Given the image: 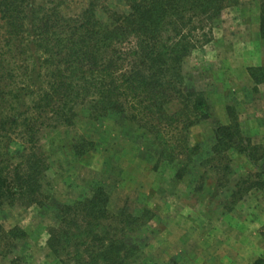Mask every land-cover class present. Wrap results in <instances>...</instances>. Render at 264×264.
<instances>
[{
  "label": "trees",
  "instance_id": "trees-1",
  "mask_svg": "<svg viewBox=\"0 0 264 264\" xmlns=\"http://www.w3.org/2000/svg\"><path fill=\"white\" fill-rule=\"evenodd\" d=\"M69 1L0 0V257L6 264H25L18 247L28 233L5 225L1 212L9 206L47 210L50 162L42 140L72 126L81 110L94 118L119 115L147 128L160 158L195 154L190 129L207 115L208 102L185 81L183 62L211 39L223 12L240 2L120 0L123 5L107 10L110 0H86L81 11L67 14ZM259 1L264 37V0ZM249 72L256 83L264 82V65ZM214 133L207 162L220 181L230 171L229 149L245 154L256 168L254 182L248 186L250 177L242 175L231 196L241 199L244 186L263 188L264 166L254 155L259 146L239 122L217 124ZM92 146L82 138L74 153L82 156ZM152 216L147 207L112 210L109 192L96 183L57 206L47 243L67 264H133L141 251L133 235Z\"/></svg>",
  "mask_w": 264,
  "mask_h": 264
},
{
  "label": "rangeland",
  "instance_id": "rangeland-1",
  "mask_svg": "<svg viewBox=\"0 0 264 264\" xmlns=\"http://www.w3.org/2000/svg\"><path fill=\"white\" fill-rule=\"evenodd\" d=\"M85 4L70 0L64 10L77 13ZM116 4L123 5L110 0L104 7ZM259 65H264L260 1L240 0L215 22L211 39L183 62L185 81L208 102L207 115L190 129L195 154L160 158V146L147 128L115 114L94 118L87 110L72 126L45 135L47 210L9 206L1 212L5 225H20L28 233L18 247L25 264H67L49 248L48 230L60 203L74 201L96 183L109 192L112 210L147 207L153 212L133 235L141 245L133 264H264V187L244 186L241 199L231 196L242 175L250 177L248 186L254 182L256 168L245 154L229 149L230 171L220 181L207 162L213 156L215 126L237 120L242 133L259 146L254 155L264 166V141L254 140L258 132L264 135V82L256 83L249 72ZM82 138L93 146L76 156L74 144ZM222 158L221 168L227 162ZM6 262L0 257V264Z\"/></svg>",
  "mask_w": 264,
  "mask_h": 264
},
{
  "label": "crops",
  "instance_id": "crops-1",
  "mask_svg": "<svg viewBox=\"0 0 264 264\" xmlns=\"http://www.w3.org/2000/svg\"><path fill=\"white\" fill-rule=\"evenodd\" d=\"M258 132V131H257ZM249 138V136H247ZM251 141V138H249ZM254 140L262 142L264 141V135L260 134L259 132L254 136Z\"/></svg>",
  "mask_w": 264,
  "mask_h": 264
}]
</instances>
